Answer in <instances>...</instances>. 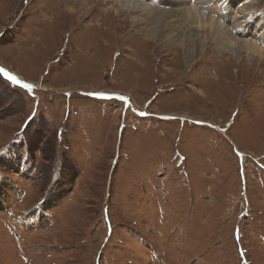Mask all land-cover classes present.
<instances>
[{"label":"rangeland","instance_id":"1","mask_svg":"<svg viewBox=\"0 0 264 264\" xmlns=\"http://www.w3.org/2000/svg\"><path fill=\"white\" fill-rule=\"evenodd\" d=\"M122 4L0 0V264H264V63Z\"/></svg>","mask_w":264,"mask_h":264},{"label":"bare ground","instance_id":"2","mask_svg":"<svg viewBox=\"0 0 264 264\" xmlns=\"http://www.w3.org/2000/svg\"><path fill=\"white\" fill-rule=\"evenodd\" d=\"M152 1L153 5L151 6L145 0H122V6L126 8L128 12L134 13V11H138L145 16H150L153 21L159 22L160 25L156 30H152L148 27H146L147 29L145 30L147 34L150 33L151 35H154L155 33V35H157L158 37L159 42L165 40H168L169 42V40H171V38L169 37L170 34L167 33V29L169 28L176 29V27H180L183 31H186L188 28H196V30L199 29L204 33V39L212 37L216 41V44L218 46L217 48L221 49V47L223 46V49H231L234 53L243 52L250 59L257 61L260 64L264 63V50L257 45H264V34H262V32H259L255 36L252 32L248 31L240 21V25L230 22V26L232 25L233 27L232 30H235L239 34V36H242L243 38L245 37L246 40H244L237 39L231 36L229 30L227 29V27H225L227 24L228 16V14L225 13V9L231 8L230 11H228L231 12L233 8H235V6L227 0H196V4L193 5L194 7L190 6L191 4L189 2L191 0ZM73 2L74 0H66V3L73 4ZM66 9L69 11L71 10L70 7ZM222 14L224 16V21L223 19H221ZM138 20L141 22L145 21V19L137 18L135 22H137ZM218 20L223 21V23L221 24L220 22H218ZM260 25H264V20L260 22ZM249 27L251 29L257 28L255 20L251 21ZM183 37L186 40L182 39L181 46L185 55L193 53L194 46L190 41L191 38L187 39L189 38L187 36V33L186 36ZM251 38H253L257 44L250 41Z\"/></svg>","mask_w":264,"mask_h":264},{"label":"snow or ice","instance_id":"3","mask_svg":"<svg viewBox=\"0 0 264 264\" xmlns=\"http://www.w3.org/2000/svg\"><path fill=\"white\" fill-rule=\"evenodd\" d=\"M14 79V78H13ZM27 87H30V86H27Z\"/></svg>","mask_w":264,"mask_h":264}]
</instances>
